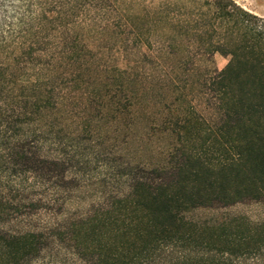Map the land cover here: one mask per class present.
<instances>
[{"label":"rangeland","instance_id":"374dc122","mask_svg":"<svg viewBox=\"0 0 264 264\" xmlns=\"http://www.w3.org/2000/svg\"><path fill=\"white\" fill-rule=\"evenodd\" d=\"M229 1L252 22L264 20V0ZM101 5L131 8L136 20L189 25L169 31L181 40L196 39L211 17L205 0H0V237L32 233L39 243V252L20 264H89L69 224L126 194L129 174L151 177L168 167L179 148L174 122L190 112L201 116L198 81L184 71L178 78L185 74L186 81L177 86L163 79L136 82L128 92L120 86L116 68L135 58L112 49L110 35L95 24L108 18L94 12ZM240 32L231 25L213 34ZM72 49L78 54L49 62ZM228 61L218 53L197 56L189 69L201 75ZM142 66L145 74L160 71L154 59ZM46 83L55 87L50 95ZM48 98L55 106L42 105ZM232 216L264 223V202L186 214L200 223Z\"/></svg>","mask_w":264,"mask_h":264},{"label":"trees","instance_id":"16d2710c","mask_svg":"<svg viewBox=\"0 0 264 264\" xmlns=\"http://www.w3.org/2000/svg\"><path fill=\"white\" fill-rule=\"evenodd\" d=\"M205 3L211 17L200 24L202 31L193 40L169 32L189 25L136 20L132 17L137 12L121 5L94 8L108 16L95 24L110 35L112 49L135 58L123 71L116 68L120 86L128 92L136 82L159 79L177 86L187 75L198 81L201 116L190 112L174 122L179 148L168 167L151 177L129 174L126 194L112 196L69 224L70 239L89 264H264L263 222L244 216L215 223L186 218L197 209L264 202V20L252 22L253 17L229 0ZM231 25L241 32L223 39L213 34ZM192 45L204 51L194 55L182 50ZM214 53L229 58L221 70L196 75L189 69L197 56ZM62 54L78 51L51 55L49 62ZM151 59L160 67L158 75L139 70V63L144 69ZM179 71L186 73L183 79ZM46 89L50 95L55 87L49 89L46 83L45 94ZM50 100L42 105L55 106ZM38 244L32 233L0 237V264H20L39 252Z\"/></svg>","mask_w":264,"mask_h":264}]
</instances>
